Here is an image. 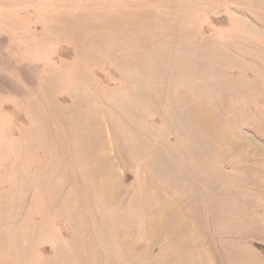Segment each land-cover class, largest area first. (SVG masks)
Listing matches in <instances>:
<instances>
[{
    "label": "rangeland",
    "instance_id": "rangeland-1",
    "mask_svg": "<svg viewBox=\"0 0 264 264\" xmlns=\"http://www.w3.org/2000/svg\"><path fill=\"white\" fill-rule=\"evenodd\" d=\"M0 264H264V0H0Z\"/></svg>",
    "mask_w": 264,
    "mask_h": 264
}]
</instances>
